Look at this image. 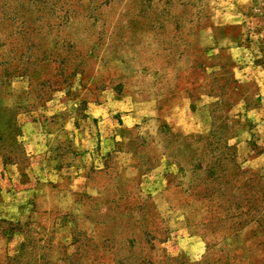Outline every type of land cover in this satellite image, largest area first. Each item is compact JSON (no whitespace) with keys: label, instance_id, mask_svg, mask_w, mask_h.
I'll list each match as a JSON object with an SVG mask.
<instances>
[{"label":"rangeland","instance_id":"obj_1","mask_svg":"<svg viewBox=\"0 0 264 264\" xmlns=\"http://www.w3.org/2000/svg\"><path fill=\"white\" fill-rule=\"evenodd\" d=\"M262 61L264 0H0V174L36 189L0 264H264Z\"/></svg>","mask_w":264,"mask_h":264},{"label":"crops","instance_id":"obj_2","mask_svg":"<svg viewBox=\"0 0 264 264\" xmlns=\"http://www.w3.org/2000/svg\"><path fill=\"white\" fill-rule=\"evenodd\" d=\"M111 111L112 108L111 106H108L107 103H105L104 106L97 103L90 108L93 117H98L103 113L106 120L110 116ZM26 126L30 128L32 127L30 124H27ZM44 136H37V134L31 132L27 136L28 144L36 149L37 146L45 145L47 142L50 144V142L54 140V138L52 139L51 134L45 138ZM39 151V149H36V151L34 150V153H38ZM2 169L3 168H1V170ZM6 169L8 173H5V175L0 174V219L18 221L25 215L26 207L32 202L34 191H36V189L31 183H25L20 180L16 165L11 163L6 164ZM182 241H184L185 244H181L182 246L179 250H185L191 255L196 254L198 251H203L201 248L203 243L202 237L199 235H193L190 239H183ZM170 243L171 241H169L167 245Z\"/></svg>","mask_w":264,"mask_h":264},{"label":"trees","instance_id":"obj_3","mask_svg":"<svg viewBox=\"0 0 264 264\" xmlns=\"http://www.w3.org/2000/svg\"><path fill=\"white\" fill-rule=\"evenodd\" d=\"M262 63H264V61H262Z\"/></svg>","mask_w":264,"mask_h":264}]
</instances>
